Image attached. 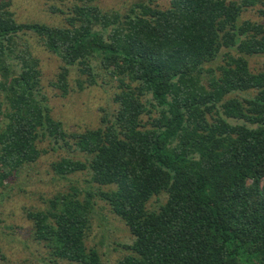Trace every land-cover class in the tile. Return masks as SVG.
I'll use <instances>...</instances> for the list:
<instances>
[{
    "label": "trees",
    "instance_id": "16d2710c",
    "mask_svg": "<svg viewBox=\"0 0 264 264\" xmlns=\"http://www.w3.org/2000/svg\"><path fill=\"white\" fill-rule=\"evenodd\" d=\"M47 1L65 4L49 7L63 25L18 22L0 0V187L49 141L85 155L53 162L54 174L87 172L107 189L81 199L74 188L28 211L34 240L54 262L104 264L85 246L97 197L133 237L117 264H264V61L259 70L248 61L264 56V23L240 20L264 0L136 2L124 12ZM26 35L59 58L50 86L61 97L72 72L78 91L115 82L116 108L97 128L69 132L50 115Z\"/></svg>",
    "mask_w": 264,
    "mask_h": 264
},
{
    "label": "rangeland",
    "instance_id": "374dc122",
    "mask_svg": "<svg viewBox=\"0 0 264 264\" xmlns=\"http://www.w3.org/2000/svg\"><path fill=\"white\" fill-rule=\"evenodd\" d=\"M166 8V0H97L103 10L126 11L136 2H149ZM228 1V0H227ZM70 4V1L67 4ZM10 10L18 22H38L51 26L63 25V16L52 14L49 7L56 5L65 10V4L47 0H11ZM264 6L257 5L241 14L240 20L264 23ZM23 39L30 46L33 54L40 60L42 71L41 94L50 109V115L63 123L69 132H84L95 129L100 124L101 116L111 114L116 106L112 102L115 82L103 84L104 77L96 86L78 91L75 84L76 72L70 76L71 91L65 97L50 86L55 80L61 64L59 58L39 46L33 36L26 35ZM219 61V60H218ZM252 70H259L264 56L248 57ZM103 79V81H102ZM71 145V142H70ZM55 147L56 151L51 150ZM44 149L37 163L25 167L18 175H13L0 187V264H72L67 261H53L49 249L44 243L33 238L32 222L26 217L28 211L45 210L47 200L58 195L68 194L77 188L81 191L80 198L87 193L106 190L90 182L87 172H78L66 177L54 174L51 164L62 158L85 160V155L75 147L66 149L45 141L38 144ZM165 201V196L152 198L148 207L153 209ZM94 207L90 231L85 238L87 249H95L104 264H117L126 254L125 245L131 244L133 237L125 224L116 217L105 202L97 197L93 199Z\"/></svg>",
    "mask_w": 264,
    "mask_h": 264
}]
</instances>
